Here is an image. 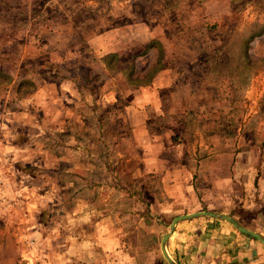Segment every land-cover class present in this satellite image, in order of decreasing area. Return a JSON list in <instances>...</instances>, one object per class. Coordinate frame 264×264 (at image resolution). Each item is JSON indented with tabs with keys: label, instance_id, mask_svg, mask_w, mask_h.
Segmentation results:
<instances>
[{
	"label": "rangeland",
	"instance_id": "rangeland-1",
	"mask_svg": "<svg viewBox=\"0 0 264 264\" xmlns=\"http://www.w3.org/2000/svg\"><path fill=\"white\" fill-rule=\"evenodd\" d=\"M218 135L264 151V0H0V264L105 263L98 222L144 245L151 223L117 210L119 160Z\"/></svg>",
	"mask_w": 264,
	"mask_h": 264
},
{
	"label": "crops",
	"instance_id": "crops-1",
	"mask_svg": "<svg viewBox=\"0 0 264 264\" xmlns=\"http://www.w3.org/2000/svg\"><path fill=\"white\" fill-rule=\"evenodd\" d=\"M162 68L156 76L166 75ZM133 87L147 92L150 88L157 90L160 85L155 78L148 83L139 82ZM95 126L98 127L97 123ZM214 138L223 140L225 136L218 135L212 139L203 137V141L195 145L193 151H189V144L185 151L179 144L175 145L177 149L171 155V162L169 154L163 155L162 151L147 154L148 150H142L141 155L137 156L141 166L138 173H154L160 185L159 193L149 197L152 200L149 223L155 232L146 231L142 236L145 239L144 245L132 246L128 242L131 231L122 229V235H117L120 238L127 237L128 240L120 245V239L115 237V233L111 229H101L102 225L98 222L91 239L92 255L101 253L106 256L105 263L100 264H168L160 250V240L167 229L163 228L162 222L169 221V224L176 215L200 210L226 213L264 236V151L260 156V153L251 149L249 155L235 146L232 149L223 142H215ZM124 150L122 152L125 154ZM126 155L122 159L129 160L131 155L128 151ZM138 184L143 185L144 191L151 190L142 180ZM123 202L129 204L130 199ZM136 205L144 209L143 203ZM117 210H120L124 218L122 222L125 221L129 209L121 207ZM133 215H136L139 223H147L146 216ZM167 216L170 218L167 219ZM94 218L93 221L98 219ZM139 231L138 236H141ZM148 238L152 242L154 238L158 239L157 247H147ZM100 239L104 242H100ZM166 249L178 264H264L263 244L241 233L227 221L209 216L179 221L168 238ZM148 255H152V261L148 260ZM91 264H96V261Z\"/></svg>",
	"mask_w": 264,
	"mask_h": 264
},
{
	"label": "trees",
	"instance_id": "trees-1",
	"mask_svg": "<svg viewBox=\"0 0 264 264\" xmlns=\"http://www.w3.org/2000/svg\"><path fill=\"white\" fill-rule=\"evenodd\" d=\"M147 46H149V44L147 45ZM112 55H110V57H111ZM110 60H112L111 58H110ZM117 61H119L118 59H116ZM123 66V65H122ZM124 67V66H123ZM128 75H129V73H128ZM127 75V79L129 80V82L131 81V82H137V80L135 79V78H133V79H131V76H128ZM23 82H24V79H22V80H20L19 82H18V85L15 87L16 88V91L17 92H19V90H20V88H21V86H22V84H23ZM29 82H30V86L32 87V86H34V83H33V81L32 80H29ZM20 94V93H19ZM21 96H23L22 94H21ZM108 112H106V114H107ZM102 115L101 114H99L98 115V117H97V120H103V116L101 117ZM106 119H109V117H105L104 118V120H106ZM93 125V122H90V126H92ZM98 125H100L99 124V121H98ZM93 127H95V125L93 126ZM75 136L78 138L79 136H80V133H76L75 134ZM105 152V151H104ZM106 154V153H105ZM131 159L133 160V161H136V160H138L139 161V159H138V157L137 156H133V157H131ZM126 161L124 160V159H120L119 160V167L117 168V173L115 174V179H116V181H117V185H116V188L117 189H120V190H122L123 192H124V195L128 198V199H130V203L128 204V209H129V211H133V208H134V212L136 213V214H140V215H144V216H146V218L148 219L147 220V223H149V218H151L152 216L149 214V211H150V205H151V203L150 202H152V200H150L148 197V199L149 200H146L145 198V194H146V191H144V188H143V185L141 184H138L137 182L138 181H136V179H134L133 177H131V174L132 173H134V172H138V170H140V163H138L137 164V166H136V164L134 165V166H136V168L135 169H137L136 171H135V169L134 168H129V163H125ZM131 162V161H130ZM106 164V166L107 167H105L107 170H109V171H113L115 168H113V167H111L110 166V163L109 162H106L105 163ZM148 175H150V173L148 174ZM82 189V188H81ZM80 189V190H81ZM79 190V189H78ZM132 200V201H131ZM138 203H143V205H144V209H141V208H138V207H135V204H138ZM254 239V238H253Z\"/></svg>",
	"mask_w": 264,
	"mask_h": 264
},
{
	"label": "water",
	"instance_id": "water-1",
	"mask_svg": "<svg viewBox=\"0 0 264 264\" xmlns=\"http://www.w3.org/2000/svg\"><path fill=\"white\" fill-rule=\"evenodd\" d=\"M196 216H209V217H214V218H218V219H223V220L227 221L228 223H230L235 229H237L241 233L246 234V235L256 239L257 241H259L261 244L264 245V236H262L260 233H258L256 231L242 225L235 218H233L232 216H230L226 213H219L216 211H209V210H200V211H195V212H191V213H183L180 215H176L175 217H173L171 219L170 223L167 226L165 233L163 234V236L161 237V240H160V250H161L163 258L165 259V261L168 264H178L169 255V253L167 252V249H166V243L168 241V238L170 237V235L174 231L175 225L181 220H184V219H187L190 217H196Z\"/></svg>",
	"mask_w": 264,
	"mask_h": 264
}]
</instances>
